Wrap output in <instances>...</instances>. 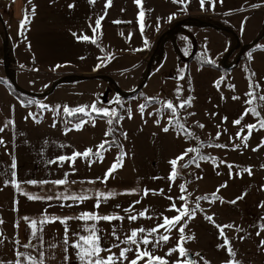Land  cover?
Segmentation results:
<instances>
[{
    "label": "rangeland",
    "instance_id": "rangeland-1",
    "mask_svg": "<svg viewBox=\"0 0 264 264\" xmlns=\"http://www.w3.org/2000/svg\"><path fill=\"white\" fill-rule=\"evenodd\" d=\"M106 2L0 0L3 237L14 238V225L24 221L23 217L38 220L45 210L49 217L60 218L82 212L125 217L123 221H101L96 225L102 236L101 246L107 248L119 243L112 235L114 227L123 240L132 229H152L163 223V217L178 215L168 209L173 203L182 207L185 201L179 199L181 195L187 197L191 209L197 197L215 193L221 199L199 200L195 218L181 221H187L185 237H195L183 243L186 252L194 253L195 264H226L230 259L227 249L218 247L226 236L237 254L235 260L264 264V128L260 127L264 101L258 99L264 95V0H204L203 7L201 0H141L140 5L135 0H112L107 9ZM26 14L28 23L21 30ZM100 17L101 27L94 34ZM82 35L90 39H78ZM11 86L27 92V100L14 96ZM249 92L256 98L247 96ZM189 97L191 106L177 107L176 116L165 107L168 101L179 105ZM247 100L252 103H245ZM92 104L115 112L116 121L110 126L107 118L91 111ZM141 105L145 106L143 112ZM65 106H89L86 111L93 116L81 120L87 123L76 130L81 121L74 123L66 115L80 113L66 114ZM251 108L259 115L249 112L239 125L234 124ZM247 125L256 127L249 132ZM164 127L169 131L164 132ZM110 128L114 131L106 137ZM105 140L109 143L102 152L103 162L95 156L57 161L58 157H71L86 149L96 152ZM189 148L199 152L189 153L179 161L178 175L170 180V161ZM122 154L123 166L106 184L101 183L98 178L102 179ZM201 155L208 159H199ZM13 157L22 192L52 196L51 201H30L11 186ZM190 159L194 161L191 165L181 167ZM65 174L68 183L62 186L27 183L55 181L65 178ZM181 184L186 191H181ZM145 189L149 190L147 196ZM97 192L116 195L97 209ZM58 193L87 194L91 198L83 202L58 200ZM135 201L140 203L130 213L125 212ZM145 209L151 219L139 216ZM129 215H137L138 219L129 222ZM206 216H212L214 223ZM216 225L233 227L225 228L221 236ZM84 227L75 219L68 222L71 243L73 233L87 235ZM178 228L179 225L170 232L160 229L156 235H169V241L155 248L147 246L168 264L188 260L179 252L166 255L178 244ZM124 247L128 245L120 244V248ZM135 247L132 245L133 252L128 253L130 259L135 258ZM140 247L143 250L145 246ZM120 248H112V252L118 256ZM101 255L107 257L109 253Z\"/></svg>",
    "mask_w": 264,
    "mask_h": 264
},
{
    "label": "snow or ice",
    "instance_id": "snow-or-ice-1",
    "mask_svg": "<svg viewBox=\"0 0 264 264\" xmlns=\"http://www.w3.org/2000/svg\"><path fill=\"white\" fill-rule=\"evenodd\" d=\"M29 2H31V0H29ZM111 2H112V0H107V2L105 4L106 9L111 6ZM173 2L184 3V0H173ZM220 2L222 3L223 0H220ZM89 3L94 4L95 0H89ZM135 3L140 5L141 0H135ZM203 4H204V0H201V6L202 7H203ZM69 7L71 8V7H73V5H69ZM33 12H34V9H33ZM139 15H140V18L142 20V18L144 16L143 11H141ZM102 19H103V17H100L96 20L95 28H93L94 34L96 33L97 29H100ZM169 19H171V17ZM27 23H28V17L26 14L24 21L20 25L21 30H23L25 24H27ZM117 23H119V22L117 21ZM89 27H92L91 24L89 25ZM141 29L143 30V24H141ZM73 35L75 36L76 34L73 33ZM78 39L88 41L90 38L88 36L82 35V36L78 37ZM91 42L96 43V40L91 39ZM250 87H251V84H250ZM257 87H259V85H257ZM246 95L249 97H253V99L256 98L254 96V93H252V92L246 93ZM234 99H238V97H234ZM258 99L261 101H264V95L259 96ZM29 103H32V101H29ZM245 103L251 104L252 100H247V101H245ZM186 106H188V107L191 106V98L190 97L187 100L180 103L179 105H174L171 101H168L165 104V107L171 112V114L173 116H176V114H177V112H176L177 107L185 108ZM88 107L89 106H81V107H77L75 109H70L67 106H65L63 111L69 115H71L73 113L90 115V113L86 111V109ZM144 107H145L144 105L140 106L142 112H143ZM90 108H91L92 112H95L101 118L108 117L107 123L110 126L113 124V120L116 117L115 112H109L108 109H99L96 107L95 104H92L90 106ZM249 112H251L253 115H257V116L259 115V113L256 112L255 108L246 109L245 112L241 115V117L234 121V124L239 125L241 123V120H243L244 116L248 115ZM29 115H31V114H29ZM193 115H194V113H193ZM33 119L35 120L36 123H40V120H36L35 117H33ZM121 119H122V117H121ZM225 120H226V118H225ZM7 123L11 124L13 122L8 121ZM83 123H87V121H81L80 124H77L76 130H81V125ZM169 123L171 124V121ZM177 124H179V120H177ZM6 126H7V124L5 125V127ZM93 126H95V125L93 124ZM53 127H55V124H53ZM180 127L183 128L184 127L183 124H180ZM199 127L203 128L204 126L201 124V125H199ZM255 127H256L255 125H247L249 132H251L252 129H254ZM260 127L264 128V120H262L260 122ZM3 131H4V128L0 127V132H3ZM113 131H114V129L110 128L109 131L105 133V136L107 137V136L111 135ZM163 131L168 132L169 127H164ZM188 135L191 136L193 134L188 133ZM216 139H219V133H217ZM246 139H247V137H245V140ZM3 143H4V141L2 139H0V144H3ZM45 143H47V141H45ZM108 143L109 142L107 140L102 141L97 146L96 152H93L92 149H86L83 153L74 152L71 157H65V156L58 157L57 161H59V162H63L66 160L74 161L77 157L88 158L89 156H95L97 160H99L100 162H103L104 157L102 155V152L107 150L106 145ZM112 143H115V141L113 140ZM245 146H247V145L245 144ZM216 147H221V145H216ZM256 150L257 149H253V151H256ZM192 152L198 153L199 149H194V148L186 149L183 154H181L176 159H173L170 161L171 168H172L171 174L169 176L170 180L174 181L178 175V171H177L178 162L184 161L185 157L189 153H192ZM199 159L204 160V159H208V157L201 155V156H199ZM122 160H123V154L121 156H119L117 158V161L111 165V167L105 173L104 177L102 179L98 178V180H100L101 183L106 184L108 178L111 177L113 175V173L118 170L119 167L123 166ZM57 161H49V163H56ZM193 162L194 161L190 159V160L186 161L184 164H182L181 167H188ZM196 166L199 167V164L197 163ZM16 167H17V163H16L15 158L13 157L12 164L10 166V168L12 170L11 171V176H12L11 186L12 187H14L17 191H21V194L26 195L27 199L30 201L45 200V199L48 201H51L54 198L52 196H48L45 198V197H41V196L23 193L21 188H20V183H18L16 180V172H15ZM229 167L231 168L232 166L229 165ZM246 171H248V173L251 174L250 169H247ZM8 183H9L8 181H5V186H8ZM27 183H29L31 185H36L38 183L41 185L46 184V183H52L56 186H62V185H65L66 183H68V181H67V174H65V178L55 180V181H39V182H37L35 180H32V181H27ZM73 183H75V181H73ZM88 183H95V181H89ZM222 187H226V185H222ZM180 188H181L182 192L186 191V188L183 184L180 185ZM121 194H133V193H121ZM148 194H149V190L145 189L144 195L147 196ZM115 195H116V193H113V192H109L107 194L102 193V192H97L96 196H95L96 202L94 204V207L98 209L102 202H106L109 198H112ZM55 198L58 200H69V199H71L73 201L83 202L87 199H90L91 197L87 194L64 195L63 193H58ZM242 198H243V196L238 197L237 199H242ZM169 199H171V197H169ZM179 199L181 201H185V203L182 205L181 208H177L175 203H173L171 208L168 209V210L177 211L179 214L172 217V218L163 217V223L157 225L156 227H154L152 229H145L143 227H140L138 229H132L130 231V234H128L125 239L121 240L120 236L117 235L116 229L114 227L113 231H112V235L116 241H119V243H115L111 247H107V248L101 246L102 236L99 234L100 229L96 225L101 221L109 222V223H111L112 221H123L125 219V217L120 216L118 214L100 215L98 212H82L81 214H79L78 216H75V217L60 218V217H49V215L47 214V210H45V212L41 214V218L38 220L33 219V218H29V217H23V220L25 222H27L28 228L31 229V233H30V238H29L28 243L22 245V247L31 248L33 250H36L37 244H35L34 241H39V248L43 249L44 241H43L42 233L44 230V226L48 223H55V222L59 221L61 224H63L65 226L64 238H63V242L61 244V247L63 248V251H64V256H63L64 264H69L70 258L67 254L69 247L74 250V254L76 256L78 264H123L124 261H128V264H140L141 261H144L145 264H168V262L164 258L153 255L152 251H149V249L147 247L148 245L151 244L153 246V248H155V247L160 246L161 244L167 243L169 241V239H170L169 235H166V234H161L158 236L156 235L157 233H159L160 229H165V231L170 232L171 230L175 229L177 227V225H179L178 231L180 233V239L178 241V244L176 247L170 249L169 252L166 253V255L171 256L174 252H179L181 257H186L187 252H186V249L183 247V243L186 242L187 239H194L195 237L194 236L185 237L184 233H185V228H187V221H185L183 224H181V221L184 220L185 217H187L188 220L195 218L196 211L199 209V203H198L199 200L204 199V200H209V202H215L216 200L221 199V198L218 197L215 193H213L211 197H208V196L197 197L196 198L197 202L195 203V206L191 209L188 207L187 197H185L184 195H181L179 197ZM235 202L236 201H231V203H235ZM136 203H140V201H135L128 209H125L124 211L130 213L132 211V209L134 208ZM61 206L63 207L64 205L61 204ZM261 206H264V205H261ZM117 207H119V205H117ZM147 211L148 210L145 209L143 212H141L139 214V216L151 219L152 218L151 216H147ZM73 219L81 221L85 224L83 231L87 232V235H81L80 233H73L72 235L75 237V239L71 244H69L68 222L73 220ZM127 219L129 220V222H134L138 219V217H137V215H129L127 217ZM206 219L208 221L214 223V219L212 216H206ZM89 222H92L90 226H88ZM3 223H4V221L2 219H0V225H2ZM14 226L19 227V224L17 223ZM216 227L218 228L220 235L224 236V229L225 228H232L233 226L232 225H224V226L216 225ZM259 234L260 233L258 232L257 235H259ZM149 236L153 237V239L149 240L148 239ZM241 239H243V237H241ZM3 242H4L3 241V232L0 231V244H3ZM15 243H19V241H15ZM261 243H262V245H264V241H262ZM120 244L128 245V247L120 248ZM141 244H143L145 246L143 250H141V247H140ZM132 245L136 246L134 259H130L128 256V253L133 252ZM55 247H56L55 243H49L50 249L55 248ZM218 247L227 249V253H228V256L230 257V259L228 261H226V264H241V262L235 260V257L237 254L232 249V247L230 246V241L226 236L224 238V243L222 245H219ZM112 248H120L118 256L112 252ZM102 252H108L109 255L107 257H104L101 255ZM197 255H199V254H197ZM22 260H23L24 264H45L44 251H40L39 259H37V257L32 256L30 254L17 251L15 261L14 262L9 261V262H7V264H22ZM177 264H179V261L177 262ZM184 264H195V261L185 260Z\"/></svg>",
    "mask_w": 264,
    "mask_h": 264
},
{
    "label": "crops",
    "instance_id": "crops-1",
    "mask_svg": "<svg viewBox=\"0 0 264 264\" xmlns=\"http://www.w3.org/2000/svg\"><path fill=\"white\" fill-rule=\"evenodd\" d=\"M18 224L19 227L15 228L14 238L8 239L3 237L4 242L0 244V264H7L9 261L14 262L17 251L30 254L37 257V259H39L40 251H44L45 264H64V251L61 247L65 233V226L63 224L59 221L46 224L42 233L44 241L43 249L39 248V241H34L37 244L36 250L22 247V245L28 243L31 229L28 228L25 221H20ZM15 241H19V243H15ZM49 243H55L56 247L50 249ZM69 244H71L70 239ZM67 254L70 258L69 264H78L73 249L69 247ZM22 264H24L23 260Z\"/></svg>",
    "mask_w": 264,
    "mask_h": 264
},
{
    "label": "trees",
    "instance_id": "trees-1",
    "mask_svg": "<svg viewBox=\"0 0 264 264\" xmlns=\"http://www.w3.org/2000/svg\"><path fill=\"white\" fill-rule=\"evenodd\" d=\"M200 61L202 62V60H200ZM210 64H212V63H210ZM10 88H11V93L14 96H16L19 100H22V101L27 100V96L29 95L27 92H23V91L15 88L14 86L13 87L11 86ZM90 116H93V114H90L89 116L88 115L86 116L84 114H74L72 116L66 115V118L69 121H72L74 123H78L79 121H81V120H83V119H85L87 117H90ZM96 116H98V115H96ZM98 117H100V116H98ZM103 118H107L108 119V117H103ZM116 118H117V115H116L115 119L113 120V122L116 121Z\"/></svg>",
    "mask_w": 264,
    "mask_h": 264
},
{
    "label": "water",
    "instance_id": "water-1",
    "mask_svg": "<svg viewBox=\"0 0 264 264\" xmlns=\"http://www.w3.org/2000/svg\"><path fill=\"white\" fill-rule=\"evenodd\" d=\"M187 257H188V260H189V261H195V262H196V259H195V255H194V253H192V252H187Z\"/></svg>",
    "mask_w": 264,
    "mask_h": 264
}]
</instances>
